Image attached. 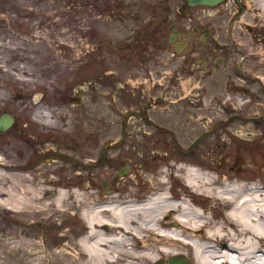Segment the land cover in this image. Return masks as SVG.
I'll return each instance as SVG.
<instances>
[{
	"label": "rangeland",
	"instance_id": "1",
	"mask_svg": "<svg viewBox=\"0 0 264 264\" xmlns=\"http://www.w3.org/2000/svg\"><path fill=\"white\" fill-rule=\"evenodd\" d=\"M235 4L228 0L200 9L196 23L209 28L210 39L196 46L191 41L184 59V52L172 56L166 43L168 17L182 20L176 11L181 0H171L166 11L164 0H0V114L14 118L0 132V170L14 179L5 183L0 175V188L22 187L25 177L35 188L48 182L47 188L57 193L114 198L134 193L142 201L152 193L147 181L161 170L172 172L173 192H187L183 174L171 167L183 162L219 180L264 186V86L257 80L264 76V66L248 57L231 34L244 10ZM106 16L118 21L107 28ZM190 18L182 20L186 27L192 24ZM260 19V33L249 37L254 43L257 36L264 39ZM148 44L155 49L151 57L156 69L166 71L165 77L156 76L155 90L162 95L156 94L159 102L152 115L170 131L139 129L135 117L125 119L123 131L122 118L134 111L135 97L148 87L138 85L135 72L147 63L149 56L140 49ZM197 56L201 61L191 64ZM176 78L186 97L164 95V80ZM36 93L40 95L34 103ZM144 93L153 99L147 89ZM176 108L181 112L174 115ZM45 138L50 142L41 147ZM71 144L76 145L71 153L76 165L58 157L60 152L53 158L58 162L36 161L47 147L65 151L60 147ZM123 168L126 172L119 175ZM87 186L91 188L85 190ZM191 194L189 199L211 219L225 218L224 207ZM13 215L0 204V264H17L20 238L56 248L74 242L72 232L83 226L80 213L73 210L55 216L51 224ZM191 255L187 258L193 264Z\"/></svg>",
	"mask_w": 264,
	"mask_h": 264
},
{
	"label": "bare ground",
	"instance_id": "2",
	"mask_svg": "<svg viewBox=\"0 0 264 264\" xmlns=\"http://www.w3.org/2000/svg\"><path fill=\"white\" fill-rule=\"evenodd\" d=\"M230 1L241 4L244 9L237 18L238 27L231 34L240 43L238 46H244L248 57L259 59L258 64L264 66V48L260 47L264 39L257 36L254 43L249 38L261 31L258 22L260 17L264 22V0ZM217 37L221 39L222 34ZM257 80L264 86V76ZM171 167L183 174V184L188 191L173 192L169 186L172 172L161 170L156 179L147 181L152 193L142 201L136 199L138 195L134 193L122 198L57 193L47 188L48 182L35 188L25 177L22 187L0 188V195L5 196L0 197V204L13 213V217L37 218L51 224L55 216L73 210L78 211L83 220L80 230L72 232V236H76L74 242L56 248L24 238L15 241L21 248L20 257H16L19 260L15 262L167 264L170 258L178 256L188 260L191 252L193 264H264V186L243 184L237 179L219 180L210 171L184 162ZM2 174L5 183L14 179L12 174L0 170ZM90 188L87 186L85 190ZM191 193L224 207L225 218L211 219L210 213L188 198ZM13 246L10 245V249Z\"/></svg>",
	"mask_w": 264,
	"mask_h": 264
},
{
	"label": "flooded vegetation",
	"instance_id": "3",
	"mask_svg": "<svg viewBox=\"0 0 264 264\" xmlns=\"http://www.w3.org/2000/svg\"><path fill=\"white\" fill-rule=\"evenodd\" d=\"M171 0H164V2L166 3L164 10L166 11V9L169 8V3ZM182 2V6L178 7V9H176V11L178 13H180V17L183 20V18L187 17L188 15H190V22H192V24L189 27L185 26V22L184 21H178L175 18H172L171 16L168 17L167 23L169 24L168 27V33L166 36V43H168V45H170V48L173 51L172 56L179 54V53H183V58L185 59L186 57V53L187 51L190 50L189 48V44L191 43V41H195V46L199 45L201 43V41H208L210 39V31L208 30V27H204L202 25H199L198 23H196V21L198 20V18L201 16L202 11L200 10L201 8H205L206 6H201V5H196L194 7H188L187 3L185 0H181ZM106 20V24H107V28H109L108 24L113 23L118 21L115 17L112 16H106L105 17ZM144 21V20H143ZM150 21V20H149ZM145 22V21H144ZM137 30H142V26L141 24L137 25ZM203 29V32L202 30ZM154 31V30H153ZM204 33H206V37L205 39H203V35ZM151 35V33H148V36ZM170 39H173L172 41ZM142 43V40L140 41ZM151 45L148 44L147 48H142L140 49L141 53H144L145 55L149 56V58L147 59V63L144 65H140V67L138 68V70H136L135 72L137 73L138 76V85L141 86H145L147 84V88L141 89L140 92L142 95H137V104L136 107L134 109V111L132 113H127L121 120V130L126 131V122L125 119L126 118H137L138 119V128L140 129L142 127V130H144L145 128H153V129H158V130H167L170 131L169 129L165 128L162 124H160L159 122L155 121L153 118L154 115V111L156 107V102H159V100H157V96L156 94H160L162 95V92H157L155 90V86H156V76L158 74H162L163 77L166 76V71L165 70H157L155 65H154V59L152 58L153 56H155V49L152 47H150ZM194 46V45H193ZM118 53V52H117ZM176 53V54H175ZM112 54H114V52H112ZM152 56V57H151ZM201 57L197 56L195 59H190L189 62L191 64H193L192 62L194 61H201L200 59ZM194 60V61H193ZM217 62H219V59L217 60ZM201 70H203V66L199 67ZM177 78L176 80H173L171 83L168 80H164L163 84V88L166 89V91L164 92L166 94H169L170 96H175V97H180L182 96L183 90L181 88H179V82H177ZM150 84H151V89L150 88ZM121 86V85H120ZM217 86V85H216ZM147 89V91L151 94V99H146L144 90ZM185 95V94H184ZM219 95V91L217 92V98ZM198 94H194L192 97H197ZM186 97V95L184 96ZM171 99V97H169ZM160 114H163V110L159 109ZM179 112H181V109L176 108L175 109V113L179 114ZM153 114V115H152ZM167 115V114H166ZM62 121H64V119H62ZM14 123V121H13ZM60 123V129H64L65 128V123L64 125ZM133 126L135 127V125L133 124ZM59 128V127H58ZM57 127L54 128L53 131L58 130ZM59 132V131H57ZM56 132V133H57ZM53 141L55 142L56 146L59 147V143L56 142L54 139ZM50 142L49 138H45L40 140V145L41 147L47 145ZM84 142H86L84 140ZM60 148H63L65 151L60 150V151H54L55 149L58 150L59 148H54L52 149V151H50L49 149H51V147H47L44 150L39 152V155L36 159V161L40 162L39 164H50V163H54V162H58L59 160H54L53 158L58 156V152L62 153L61 155H59L58 157H61L62 160H67L69 162H71L72 165H76L77 161L75 160L74 157L71 156V153H75L76 151V145L75 144H71L69 146L66 145H62ZM62 151V152H61ZM55 152V153H54ZM80 155L83 156V153L81 152V148L79 150ZM69 155L71 157H69ZM20 168H24V167H20ZM25 169V168H24Z\"/></svg>",
	"mask_w": 264,
	"mask_h": 264
},
{
	"label": "water",
	"instance_id": "4",
	"mask_svg": "<svg viewBox=\"0 0 264 264\" xmlns=\"http://www.w3.org/2000/svg\"><path fill=\"white\" fill-rule=\"evenodd\" d=\"M187 3L188 7H194L196 5H201V6H208V7H215L217 5H219L220 3H223L227 0H185ZM237 2V0H235ZM238 3V2H237ZM240 10L243 9V6L241 4H239ZM203 32V29H201ZM206 37V33H204L203 35V39H205ZM171 41L173 39H170ZM39 93H36L33 96V102H37L39 100ZM13 116L3 112L0 114V132H4L5 130L9 129L12 124H13ZM126 172V168H123L119 171V175H122L123 173ZM0 179H3L0 177ZM5 181V180H4ZM167 264H188V261L182 257V256H178V257H174V258H170L167 261Z\"/></svg>",
	"mask_w": 264,
	"mask_h": 264
}]
</instances>
